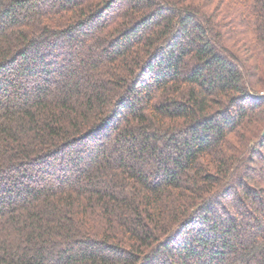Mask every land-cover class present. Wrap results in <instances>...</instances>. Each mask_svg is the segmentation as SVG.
<instances>
[{
    "label": "trees",
    "instance_id": "trees-1",
    "mask_svg": "<svg viewBox=\"0 0 264 264\" xmlns=\"http://www.w3.org/2000/svg\"><path fill=\"white\" fill-rule=\"evenodd\" d=\"M0 264H264V0H0Z\"/></svg>",
    "mask_w": 264,
    "mask_h": 264
},
{
    "label": "rangeland",
    "instance_id": "rangeland-1",
    "mask_svg": "<svg viewBox=\"0 0 264 264\" xmlns=\"http://www.w3.org/2000/svg\"><path fill=\"white\" fill-rule=\"evenodd\" d=\"M144 169H146V168H144ZM147 170H148V169H147ZM147 170H146V171H147Z\"/></svg>",
    "mask_w": 264,
    "mask_h": 264
}]
</instances>
